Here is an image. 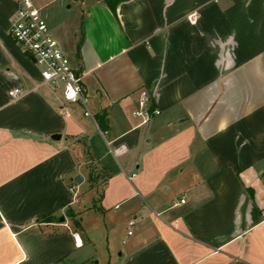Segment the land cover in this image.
Listing matches in <instances>:
<instances>
[{"label": "crops", "instance_id": "crops-1", "mask_svg": "<svg viewBox=\"0 0 264 264\" xmlns=\"http://www.w3.org/2000/svg\"><path fill=\"white\" fill-rule=\"evenodd\" d=\"M32 2L91 116L0 0V264H264V0Z\"/></svg>", "mask_w": 264, "mask_h": 264}, {"label": "built area", "instance_id": "built-area-1", "mask_svg": "<svg viewBox=\"0 0 264 264\" xmlns=\"http://www.w3.org/2000/svg\"><path fill=\"white\" fill-rule=\"evenodd\" d=\"M18 2V12L12 21L10 33L14 41L39 68L40 86H48L54 92H60L65 103L80 104L85 109L86 115L91 116L88 110V98L83 89V76L72 67L70 58L52 36L47 22L32 0H18ZM189 20L195 23L196 14H192ZM9 95L16 98L21 95V90L14 89ZM148 102V93L143 91L138 102L139 110L135 115L142 117L144 122L151 118ZM154 114L159 115L160 112L155 111ZM123 152L124 149L120 148L113 154L118 157ZM70 192L76 197L77 186L70 188ZM133 225L134 222H131L130 226Z\"/></svg>", "mask_w": 264, "mask_h": 264}, {"label": "trees", "instance_id": "trees-1", "mask_svg": "<svg viewBox=\"0 0 264 264\" xmlns=\"http://www.w3.org/2000/svg\"><path fill=\"white\" fill-rule=\"evenodd\" d=\"M108 2H118L119 0H107ZM111 5H112V3H110ZM90 167L92 168V173L93 174H96L95 172V170L94 169H96L93 165H90ZM102 178V176H98V175H93V176H91V182L92 183H96V181H98L99 179H101ZM53 220V218L52 217H46V218H44V221H46V222H50V221H52Z\"/></svg>", "mask_w": 264, "mask_h": 264}, {"label": "water", "instance_id": "water-1", "mask_svg": "<svg viewBox=\"0 0 264 264\" xmlns=\"http://www.w3.org/2000/svg\"><path fill=\"white\" fill-rule=\"evenodd\" d=\"M75 181L77 182V183H79V184H81L82 182H83V178H82V176H78L76 179H75ZM65 217L64 216H61L60 218H59V222L60 223H65Z\"/></svg>", "mask_w": 264, "mask_h": 264}, {"label": "rangeland", "instance_id": "rangeland-1", "mask_svg": "<svg viewBox=\"0 0 264 264\" xmlns=\"http://www.w3.org/2000/svg\"><path fill=\"white\" fill-rule=\"evenodd\" d=\"M70 57H72V55L71 54H68ZM104 177L105 176H102V178L100 179L101 181H100V183L98 182V183H96L97 184V186L99 185V184H103V181H104Z\"/></svg>", "mask_w": 264, "mask_h": 264}]
</instances>
